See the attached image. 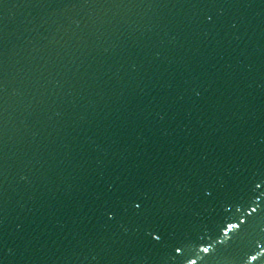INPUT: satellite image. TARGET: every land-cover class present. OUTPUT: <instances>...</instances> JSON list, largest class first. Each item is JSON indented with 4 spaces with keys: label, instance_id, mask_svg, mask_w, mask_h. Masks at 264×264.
Segmentation results:
<instances>
[{
    "label": "water",
    "instance_id": "1",
    "mask_svg": "<svg viewBox=\"0 0 264 264\" xmlns=\"http://www.w3.org/2000/svg\"><path fill=\"white\" fill-rule=\"evenodd\" d=\"M0 264H264V0H0Z\"/></svg>",
    "mask_w": 264,
    "mask_h": 264
}]
</instances>
